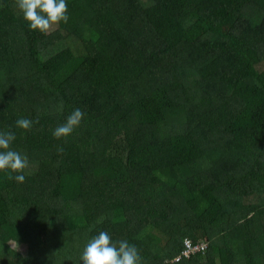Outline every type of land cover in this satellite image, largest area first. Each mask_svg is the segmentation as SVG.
<instances>
[{"label":"trees","instance_id":"obj_1","mask_svg":"<svg viewBox=\"0 0 264 264\" xmlns=\"http://www.w3.org/2000/svg\"><path fill=\"white\" fill-rule=\"evenodd\" d=\"M67 7L45 35L0 0V131L29 160L0 172V264H83L101 231L142 264H264V0Z\"/></svg>","mask_w":264,"mask_h":264},{"label":"clouds","instance_id":"obj_2","mask_svg":"<svg viewBox=\"0 0 264 264\" xmlns=\"http://www.w3.org/2000/svg\"><path fill=\"white\" fill-rule=\"evenodd\" d=\"M17 7L32 30H39L47 35L54 26L69 20L67 0H16ZM85 113L77 108L66 119V122L53 131L55 138H66L77 129ZM33 121L20 118L17 127L31 130ZM39 123V121H35ZM15 133L0 131V172L8 174V179H15L18 183L25 182L23 175L29 167V160L11 146L15 141ZM63 152V148L58 149ZM13 173L16 175L13 176ZM83 264H142V258L135 245L127 240L113 241L109 233L101 231L85 246L82 254Z\"/></svg>","mask_w":264,"mask_h":264},{"label":"built area","instance_id":"obj_3","mask_svg":"<svg viewBox=\"0 0 264 264\" xmlns=\"http://www.w3.org/2000/svg\"><path fill=\"white\" fill-rule=\"evenodd\" d=\"M209 241L207 239H204L200 242H193L190 238H186L184 241V251L183 254L188 256L192 253L199 252V251H205L208 247ZM182 258V256L176 257L174 260L179 261Z\"/></svg>","mask_w":264,"mask_h":264},{"label":"rangeland","instance_id":"obj_4","mask_svg":"<svg viewBox=\"0 0 264 264\" xmlns=\"http://www.w3.org/2000/svg\"><path fill=\"white\" fill-rule=\"evenodd\" d=\"M57 27H58V25H57V26H55V28H57ZM55 28H54V29H55ZM74 41H75V40H74ZM75 42H77V41H75Z\"/></svg>","mask_w":264,"mask_h":264}]
</instances>
